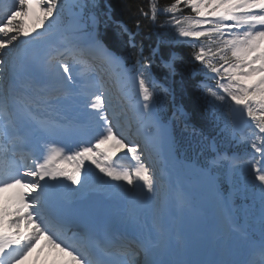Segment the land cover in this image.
Returning <instances> with one entry per match:
<instances>
[{"label": "snow or ice", "instance_id": "1", "mask_svg": "<svg viewBox=\"0 0 264 264\" xmlns=\"http://www.w3.org/2000/svg\"><path fill=\"white\" fill-rule=\"evenodd\" d=\"M112 8L100 0H10L0 10V264H24L41 239L57 254L52 264H264V0H148L138 15L173 31L147 56L137 40L142 20L133 29L113 21ZM109 23L133 50L131 67L103 42L100 27ZM165 44L192 50V62L207 70L199 87L212 98L213 118L223 117L216 136L245 149V155L229 154L216 137L194 130L210 153L199 173L214 182L220 172L251 169L243 190L252 204L239 214L229 206L216 221V248L224 258H165L173 241L155 203L162 184L151 163L158 142L152 130L161 128L157 89L172 95L173 88L159 85L151 69L158 55L166 76H176L183 63ZM126 84L137 89L135 103ZM133 124L142 145L129 139ZM109 142L126 149L120 158L126 165L101 149ZM86 161L109 178L102 184L122 195L118 213L88 206L96 173L85 169ZM65 163L75 170H65Z\"/></svg>", "mask_w": 264, "mask_h": 264}, {"label": "trees", "instance_id": "2", "mask_svg": "<svg viewBox=\"0 0 264 264\" xmlns=\"http://www.w3.org/2000/svg\"><path fill=\"white\" fill-rule=\"evenodd\" d=\"M113 5V14L112 16L116 19L123 20L129 25H131L134 28V22L137 19H141L144 24V31L139 36L140 41L143 42L146 41V33L150 34L152 37V43L155 44L158 37H169V30L167 27H159L158 25H153L150 21L144 20L143 17H140L137 13V7L143 6L145 9H147L148 0H108ZM104 1H101L100 3L103 5ZM164 3L170 2V0H163ZM190 11L187 10L186 13ZM161 19V18H160ZM162 22V19H161ZM111 26H109L105 29L100 27L101 34L103 33L105 36L106 42L111 45L113 48H117V44L125 47L126 45L123 43V40L125 38H121L119 32H115L110 30ZM147 46V45H146ZM178 50H180V53L183 55V63L178 66V73L174 78V91L177 95V99L183 102V104L186 106L187 109H189L193 117H195L196 121H198L201 118V108L199 104L197 103V91L195 88V81L192 77L193 67L194 64L189 58L188 51L181 50L179 47H177ZM183 73L184 75V85L183 89H181L180 86V73Z\"/></svg>", "mask_w": 264, "mask_h": 264}, {"label": "rangeland", "instance_id": "3", "mask_svg": "<svg viewBox=\"0 0 264 264\" xmlns=\"http://www.w3.org/2000/svg\"><path fill=\"white\" fill-rule=\"evenodd\" d=\"M38 11V9L37 10H35V12H37ZM37 14V13H36ZM31 24V23H30ZM30 24H28L29 26H31ZM169 35H170V31H169ZM163 39H157L156 40V42H155V44H153L152 43V37L150 36V34H148V33H146V41L145 42H143L144 43V46H145V52H146V54H149L150 53V50H151V47H154L159 41H162ZM169 40H171V39H169V37H164V40L163 41H169ZM147 45V46H146ZM173 46H174V48L176 49V50H178L177 49V45L176 44H172ZM163 47H164V49H165V45H163ZM179 48L181 49V50H186V51H188V54H189V58H191V49L187 46V45H185V44H183V46H179ZM165 51H167L166 49H165ZM180 51V50H179ZM198 64V66L197 67H195L196 69H198V70H202V71H204V72H202V74H201V78H203L202 80H204V73L207 71L206 69H204L203 68V66H201L199 63H197ZM163 66V65H162ZM128 67H131V66H128ZM154 67V66H153ZM179 70V69H178ZM199 74L201 73V72H198ZM157 74H162L161 72H157ZM163 81H164V87L165 88H167L168 87V80L167 79H163ZM206 83H208V84H211V85H215V82L214 81H211V80H209V81H206ZM115 89V91H116V94L117 95H119L120 94V92H119V86H117L116 88H114ZM124 91L125 92H127L129 95H130V97H132V100H133V102L135 103L137 100H138V97H137V89H136V87H134L132 84H126V85H124ZM198 96H200V94H198ZM209 99L208 100H210V99H212L211 97H209V96H207ZM207 100V101H208ZM207 106L208 107H210L211 108V106L208 104V102H207ZM218 113V112H217ZM220 114V113H219ZM155 130V128L153 129V131ZM157 136L159 137V139H158V142H157V144H156V146L158 147V149H159V153H156V152H153V153H151V155H152V161H151V163L153 164V166H154V168L156 169L157 167H158V159L160 158V159H162L163 161H164V159H165V155H164V153L162 152V150H161V147L159 146V144H162L163 142H164V137H162L161 138V134H160V132L157 130ZM129 139L131 140V138L129 137ZM111 146H112V144H111ZM121 151H126V149L125 150H121ZM115 154H117L118 156L120 155V154H118V153H113V156L115 155ZM123 156H125V155H123ZM164 164H165V162H164ZM167 165H169V167H170V164H167ZM162 166V165H161ZM89 167H92L93 169H94V165H89ZM246 167H248L249 168V166H246ZM173 170L179 177H184V176H186V169H187V166H186V164H183V163H177V162H173L172 164H171V167H170V170ZM96 171L98 172V174H99V170L98 169H96ZM101 174V173H100ZM100 174H99V176H100ZM155 174H156V171H155ZM192 176V175H191ZM94 177V176H93ZM92 177V178H93ZM105 178L106 180H108V177H104L103 176V174H101V176H100V179H99V177H98V180H95V181H98L97 183L98 184H102L101 183V180H103V179H101V178ZM156 177H157V179L160 181V183L162 184V185H164V186H167V180H166V178H165V176H164V172H162L161 174H158V175H156ZM171 177H173L172 175L171 176H169V178H170V182H171ZM104 179V180H105ZM177 179V178H176ZM91 180V179H90ZM208 180H209V182H211V183H209L210 185V187L211 186H213L215 183H213V181L212 180H210L209 178H208ZM170 182H169V184H168V193H167V196H166V198H165V201L166 202H168L167 200H168V198L170 197ZM184 183L185 182V180H183V181H179V183ZM215 182V181H214ZM102 185H104V184H102ZM201 184H200V181H199V186H200ZM185 186V185H184ZM201 187V186H200ZM177 189H178V191L180 192V191H182V189L181 188H179V187H177ZM177 192V191H176ZM201 192H205L202 188H201ZM177 196H179V198H181V197H183V196H185L186 197V193L185 192H183V194L182 195H180L178 192H177ZM185 198L183 197V198H181L180 200H184ZM196 199H197V195H196V193H195V191H194V189L191 187V189H189L188 190V198H187V200L186 201H184V202H181V201H179L178 203H177V205H176V209H179V208H181V207H183V209L186 207V205H187V207H186V210L188 211V212H191L192 214L195 212V209H196ZM162 200H163V198H160L159 200H157L155 203H156V206L158 207V208H161L162 207ZM188 201V202H187ZM208 204L211 206V207H214L215 206V203L213 202L212 203V201H210V202H208ZM214 204V205H213ZM164 209L166 210V213H164L163 214V218H166L167 219V221H169V222H172V223H174V224H177L178 225V227L180 226V221H177V218L178 217H176V214L174 215V217H171V214L169 213V209H168V207L167 206H164ZM216 209V208H215ZM173 210H175V209H173ZM204 214H206L202 219H205L206 221H208L207 219H206V216H208V214H209V211L206 209L205 211H204ZM202 216V215H201ZM182 222V221H181ZM147 223L148 224H150L151 225V217H149L148 218V221H147ZM201 221H200V227H207V226H202L201 225ZM213 220H212V226H213ZM187 225V228L185 229V231L186 230H190L191 229V227H192V224H190V223H187L186 224ZM207 225V224H206ZM212 228V227H211ZM209 230L208 228H205L204 229V231L205 230ZM185 231H182V230H180V232L179 233H177L178 235H183L184 234V232ZM208 236H210V232H209V234H208ZM182 242V241H181ZM181 242L179 243V247H180V244H181ZM184 243V242H183ZM40 244L41 243H39V245L38 246H40ZM37 246V247H38ZM38 256H42V254L39 252V250H38ZM38 256H36V257H38ZM35 257V258H36ZM42 257H44V256H42ZM42 257H39L40 259V261H41V264H47V261L44 259V258H42ZM43 259V260H42ZM29 261L31 262V261H34V264H35V259H33V260H31V259H29ZM25 262H27V260L25 261ZM24 262V263H25Z\"/></svg>", "mask_w": 264, "mask_h": 264}, {"label": "bare ground", "instance_id": "4", "mask_svg": "<svg viewBox=\"0 0 264 264\" xmlns=\"http://www.w3.org/2000/svg\"><path fill=\"white\" fill-rule=\"evenodd\" d=\"M37 13V15H39V11H37L36 12ZM29 21H30V25H32L35 21H34V19H29ZM42 29H38L37 31H41ZM35 34V33H34ZM71 116L72 117H74L73 116V114L71 113ZM154 134L155 135H157V133L156 132H154ZM129 137H130V135H129ZM111 144L112 143H110V144H103V146H102V150H104V151H106L107 152V154L109 155L112 151H121L122 149H120L119 147H114L113 145L111 146ZM89 165H92L91 164V162L90 161H86L85 162V166L86 167H89ZM75 169L74 168H71L70 169V173L71 172H73ZM94 170H95V173H96V175L93 177V178H91V180L89 181V190L90 189H93V188H98V187H95V186H93V185H95L94 183H97L98 181H95V180H98V177H99V179H100V176H101V174H100V172H99V174H100V176H99V174H98V172L96 171V169H95V166H94ZM81 179L83 180L84 179V176H81ZM101 179H105V178H101ZM106 180V179H105ZM108 180H109V178H108ZM110 183H115V182H111L110 181ZM174 183H175V181H174V178L173 177H171V182H170V197L168 198V202H172V200L174 199V198H178V199H181V198H186L185 196H183V197H181V198H179V196H177V192H176V190L174 189ZM209 183H211V182H209V180H208V178L207 177H204V176H201L200 177V186H201V188L205 191V192H207V191H209V190H212V188L209 186L210 184ZM213 183H215V182H213ZM215 185V184H214ZM76 187L75 185H72V187ZM98 186L105 192V193H107V196H109V200H110V202H112L113 203V207H114V214H116V213H118L119 212V210H120V208L122 207V203H123V197H122V195L118 192V191H116V190H114V189H110V188H108L106 185H102V184H98ZM213 191V190H212ZM215 203V206H214V208H216V213H217V216L219 217V215L224 211V208H223V205L214 197V199L212 200V203ZM214 205V204H213ZM217 217V218H218ZM217 218H215V219H213V226H212V231L214 232V233H216L217 234V230H216V221H217ZM200 221L201 220H197L196 221V223H195V225L194 226H192L191 227V229H190V231L192 232V234H193V237H192V240H191V243H190V245H188L187 243H186V241L185 240H183L182 242H181V244H180V249H181V251H182V260H187L188 259V257L190 256V255H192L193 257H192V260H199V255L197 254V252H195V251H199L200 250V248H201V243L199 242V240L201 239V235H200ZM207 230V229H206ZM180 232V230H178L177 231V233H179ZM42 240H44V239H41V241H40V243H42ZM184 242V243H183ZM216 243H217V240L215 241V240H213L212 242H211V245L212 246H215L216 247ZM178 247H179V244H178ZM42 256H43V254H42ZM41 255L40 256H38V257H36L35 258V264H41V261L39 260L40 258L39 257H42ZM42 258H44V257H42ZM43 260V259H42ZM30 262H29V258H28V260H27V262H25L24 264H29Z\"/></svg>", "mask_w": 264, "mask_h": 264}]
</instances>
